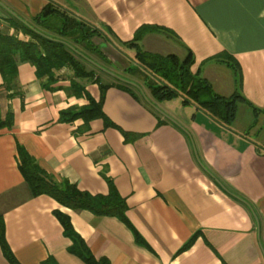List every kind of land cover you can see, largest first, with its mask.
Instances as JSON below:
<instances>
[{
    "label": "crops",
    "instance_id": "0c3cea01",
    "mask_svg": "<svg viewBox=\"0 0 264 264\" xmlns=\"http://www.w3.org/2000/svg\"><path fill=\"white\" fill-rule=\"evenodd\" d=\"M50 1L108 30L120 43L147 28L138 41L142 52L180 60L189 53L191 73L205 79L216 95L235 93L264 111V0ZM45 5V0H0V33L28 41L11 27L16 19L56 37L34 22ZM90 42L108 64L83 54L157 105L141 76L127 72L133 52L123 50L125 56L98 36ZM52 73L56 82L43 87L34 67L18 61L11 90L0 75V118L10 114V127L0 130V222L19 264H84L68 252L71 242L53 216L56 210L68 216L90 254L108 264H264V152L255 146L264 145L259 121L264 113L256 115L237 101L234 121L226 128L191 105H179L175 113L159 105L172 123L146 100L134 98L137 93L117 88L115 78L98 73V83L82 84L94 101L100 98L99 84L106 87L101 111L114 127H105L100 118L66 122L61 112L88 101L66 93L73 79L68 68ZM240 108L249 117L238 125ZM16 145L41 170L80 191L105 195L110 180L142 244L117 218L31 196L18 170ZM0 264H8L1 249Z\"/></svg>",
    "mask_w": 264,
    "mask_h": 264
},
{
    "label": "trees",
    "instance_id": "16d2710c",
    "mask_svg": "<svg viewBox=\"0 0 264 264\" xmlns=\"http://www.w3.org/2000/svg\"><path fill=\"white\" fill-rule=\"evenodd\" d=\"M46 5L35 17L34 22L52 31L56 37L37 31L16 19L10 20L11 27L28 37L22 41L16 36L0 33V75L3 86L7 90L14 89L16 83L17 62L29 63L35 69V76L43 87L55 83L53 71L68 68L72 72V81L66 89L68 95L80 97L83 95L88 104L81 108H71L60 113V120L72 122L81 119L84 124L94 119H102L105 127H114L101 111V101L105 86L99 84L100 98L94 101L85 91L82 82L98 83V73H103L100 68H105L82 53L81 50L93 54L96 60L105 62L104 56L98 47L90 40L94 36L109 42L118 52H133L127 72L131 76H141V84L147 89L149 95L156 101L180 98L184 106L191 105L204 112L211 119L224 127H229L234 121L236 102L242 101L249 105L242 97L233 94L228 98L216 95L209 83L191 73L190 67L193 60L188 53L182 60L174 55L158 56L142 52L138 46L140 36L148 30L145 27L138 29L132 40L120 43L108 30L99 29L71 14L50 0H45ZM79 47V49H78ZM126 56V55H125ZM234 69L235 66L228 62ZM89 67V69H88ZM106 70V69H105ZM237 70V69H236ZM239 78V73H237ZM115 86L127 92L137 93L134 98L147 103L139 87L127 81L114 79ZM148 104V103H147ZM254 114L264 113L249 105ZM10 114L4 120L0 118V130L10 127ZM254 123L251 125L253 127ZM125 137L127 135L123 133ZM256 148L264 152V145L255 144ZM18 170L26 183L31 196H48L60 206L73 211H88L98 217H114L120 220L133 234L135 240L142 244L134 229L125 217L126 204L110 180H106L108 192L105 195H91L80 191L74 184L66 180H56L53 176L41 170L34 159L22 147L16 145ZM62 228L63 236L70 240L68 252L79 258L84 264H108L105 259H95L84 245L83 241L71 228L68 216L53 211ZM190 239L181 250L191 244ZM0 249L8 264H19L7 247L3 237V227L0 222Z\"/></svg>",
    "mask_w": 264,
    "mask_h": 264
},
{
    "label": "rangeland",
    "instance_id": "374dc122",
    "mask_svg": "<svg viewBox=\"0 0 264 264\" xmlns=\"http://www.w3.org/2000/svg\"><path fill=\"white\" fill-rule=\"evenodd\" d=\"M99 75H100V77L101 78H104L105 77V75L104 74H101V73H99ZM146 98L145 99H147L148 100V98H147V96H145ZM151 98V97H150ZM155 101V103L157 104L156 106L155 105H153V104H151V107H153V109L155 110H158L160 113H164L162 110L163 109H160V107H159V105L161 106L162 105V107H163V105H165L164 106V108L165 107H168L169 109L168 110H170V111H172V112H178V110L180 109V106L179 105H183L182 104V102H181V99H176V98H173V99H169V100H164V101H156V100H154ZM148 102V101H147ZM149 103V102H148ZM150 104V103H149ZM184 106V105H183ZM161 107V108H162ZM244 109V110H243ZM246 108H240L239 110H238V112H237V123H239L238 125H240V124H244L245 122L244 121H246L247 122V119H248V115H247V113L249 114V112H247V110H245ZM155 110V111H156ZM174 110H177V111H174ZM164 115V114H163ZM250 120V119H249ZM260 121V125L261 126H263V130H262V133H264V119L262 118L261 120H259Z\"/></svg>",
    "mask_w": 264,
    "mask_h": 264
},
{
    "label": "water",
    "instance_id": "95a60500",
    "mask_svg": "<svg viewBox=\"0 0 264 264\" xmlns=\"http://www.w3.org/2000/svg\"><path fill=\"white\" fill-rule=\"evenodd\" d=\"M99 69L103 72V73H105V74H107V75H109V76H111V77H113V78H115V79H118V80H122V81H124L123 79H121V78H119V77H117L116 75H114V74H112V73H110V72H108V71H106L105 69H103V68H100L99 67ZM131 85H133V86H135V87H137L136 85H134V84H132V83H130ZM145 98V97H144ZM146 101H147V99H145ZM150 105H151V103H150ZM156 110V109H155ZM159 114H161L164 118H166L167 120H169L170 122H172V123H174L171 119H169L167 116H165V115H163L162 113H160L158 110H156Z\"/></svg>",
    "mask_w": 264,
    "mask_h": 264
}]
</instances>
